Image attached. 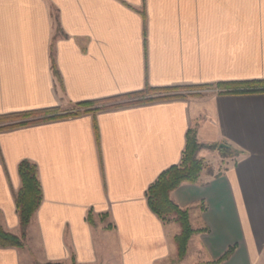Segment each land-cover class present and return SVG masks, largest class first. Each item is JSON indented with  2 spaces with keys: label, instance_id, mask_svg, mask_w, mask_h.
Listing matches in <instances>:
<instances>
[{
  "label": "crops",
  "instance_id": "1",
  "mask_svg": "<svg viewBox=\"0 0 264 264\" xmlns=\"http://www.w3.org/2000/svg\"><path fill=\"white\" fill-rule=\"evenodd\" d=\"M247 82H264V0H0V116L104 107L0 132L4 229L19 234L21 161L36 165L42 189L26 248L0 249V264H165L180 229L146 192L180 163L190 128L238 157L222 167L200 150L213 174L170 193L192 229L207 230L188 247L199 264L230 248L218 264H264V93L216 90ZM146 87L178 97L115 106Z\"/></svg>",
  "mask_w": 264,
  "mask_h": 264
},
{
  "label": "trees",
  "instance_id": "2",
  "mask_svg": "<svg viewBox=\"0 0 264 264\" xmlns=\"http://www.w3.org/2000/svg\"><path fill=\"white\" fill-rule=\"evenodd\" d=\"M54 77L59 80L58 74L53 66ZM219 94H253L264 93V82H247L239 84H219L216 87ZM163 90L145 88L144 90L124 97L126 102L115 106L145 104L155 100L173 98L178 96H157L151 94ZM104 107H93L92 103H81L76 105L72 111L60 112L58 110H44L0 116V132L16 128L26 127L34 124L55 121L59 119L80 116L83 113L101 110ZM210 150L218 149L217 146H204L197 142L196 132L189 129L186 133L185 147L182 152L181 161L178 165L172 166L164 171L157 180L148 188L146 197L151 211L164 223H175L179 226V234L174 237L173 243L176 248L178 261H182L187 254L188 243L191 237L205 229L194 231L190 224L187 210L179 208L171 199L170 193L182 184H195L200 174L205 169V162L197 157L202 148ZM231 148L218 149L220 153L231 152ZM230 154V153H229ZM20 188L13 194L16 206V213L19 220V234H13L0 223V249L13 248L23 250L26 248L27 229L32 218L37 212L42 201V189L37 176V167L34 163L23 160L18 165ZM105 217H101L104 219ZM87 222L96 227L93 214L88 212ZM111 226H107L110 229ZM235 248H230L220 260L212 264L222 263L232 255ZM34 264H62V263H34Z\"/></svg>",
  "mask_w": 264,
  "mask_h": 264
},
{
  "label": "rangeland",
  "instance_id": "3",
  "mask_svg": "<svg viewBox=\"0 0 264 264\" xmlns=\"http://www.w3.org/2000/svg\"><path fill=\"white\" fill-rule=\"evenodd\" d=\"M198 91H200V92H198ZM198 91H194V90L193 91H183V93L181 94V96L184 95L185 97H190V98L196 97V98H199V97H202V96H204L206 94H212L213 93V92H207L206 89L205 90H198ZM202 149H207L209 151L217 152L219 154V156H220L219 159L220 160L222 159V167H224L225 159L229 158V160H231V162H233V161L235 162L236 161V158L238 157L237 151H234V150H231V152H226V153L223 152V153H220V151H218V149L210 150V149L205 148V147L202 148ZM202 149H200V150H202ZM199 151L197 153V157L205 162V169L202 171V173H206V174H210V175L213 174V169H214L213 162L210 161L209 159H205V158L199 157V155H198L199 154ZM214 159L216 160V158H214ZM232 159H233V161H232ZM218 162H220V161L219 160L216 161V164H218ZM99 220H101V222H102V219H99ZM106 229H107V227H106ZM25 243H26V246H27V241ZM187 251L188 252L186 254V258H184L182 261H178L177 255L175 254V255H173L172 258H170L169 260H167L165 262V264H199L200 261H202V256L199 253V249H198V246H197L196 243L190 244V246L188 247Z\"/></svg>",
  "mask_w": 264,
  "mask_h": 264
},
{
  "label": "water",
  "instance_id": "4",
  "mask_svg": "<svg viewBox=\"0 0 264 264\" xmlns=\"http://www.w3.org/2000/svg\"><path fill=\"white\" fill-rule=\"evenodd\" d=\"M222 148H227V147L224 146V145H220V146L218 147V149H222Z\"/></svg>",
  "mask_w": 264,
  "mask_h": 264
}]
</instances>
